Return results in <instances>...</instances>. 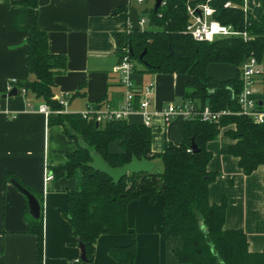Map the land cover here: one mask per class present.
I'll return each mask as SVG.
<instances>
[{
  "label": "trees",
  "instance_id": "obj_1",
  "mask_svg": "<svg viewBox=\"0 0 264 264\" xmlns=\"http://www.w3.org/2000/svg\"><path fill=\"white\" fill-rule=\"evenodd\" d=\"M129 9H136L145 16L147 23L140 29L115 32L119 45L129 48L135 72L151 74H176L187 76L181 95L182 102L191 101L197 107L209 106L213 110L228 109L218 122L199 118L183 120L180 143L165 139L161 151L152 148L151 127L143 123H130L126 119L96 122L82 118L78 112H52L50 125H60L71 139L81 140L77 148L67 152L63 162L49 166L54 179L71 178L78 169L82 180L76 189L67 191V219L76 245L83 243L86 260L81 258L71 264H94L96 244L103 234H128L132 241L124 246L109 249V255L118 264H134L137 239L128 224V205L146 196L150 203L162 197V223L159 230L164 240L178 237L182 248L175 251L180 263L187 264H264V250L252 252L243 229L225 228L227 198L221 202L210 201L209 187L218 173L211 172L208 164L213 153L208 143L221 133L233 140L223 146V154L232 155L244 174L250 175L264 165V122L236 114L240 110L238 94L242 90L241 68L250 56L264 64V0L260 13L253 16L245 9V0H162L155 9L156 0H143L141 10L137 0H131ZM230 2L229 6L226 3ZM30 9V29L27 38V77L12 84L19 94H33L60 110L64 105L56 94L55 76L65 71L66 56L52 53L48 34L39 26V0L8 2ZM209 3L215 10L213 17L220 23L231 25L237 31H246L250 37H219L213 41H198L187 32L191 22L188 6ZM117 11V10H116ZM144 52L143 56L141 54ZM120 55L122 53L120 52ZM211 63L236 66L234 77L217 79L208 73ZM259 101L264 111V74L258 79ZM82 88L84 85L81 86ZM68 98V95H66ZM104 100L97 102L101 107ZM119 142L120 150L111 152L109 146ZM200 149L193 152L192 143ZM96 151L112 166H123L133 157L161 160L162 171L150 173L129 172L115 182L108 175L89 166L91 152ZM6 179L18 181L39 200L41 212L38 218L28 213V231L37 241L38 261L43 258V194L34 192L13 173ZM264 209V205H263Z\"/></svg>",
  "mask_w": 264,
  "mask_h": 264
},
{
  "label": "crops",
  "instance_id": "obj_2",
  "mask_svg": "<svg viewBox=\"0 0 264 264\" xmlns=\"http://www.w3.org/2000/svg\"><path fill=\"white\" fill-rule=\"evenodd\" d=\"M17 1L21 0H0V264H71L80 259L81 251L63 213L67 208V191L78 187L82 172L78 169L71 178L60 177L49 183L46 174L50 164L63 162L67 152L82 141L69 138L60 125H50L48 116L38 111L43 101L33 94L18 92L16 96L2 97L10 80L27 77L30 9L8 3ZM131 4V0H39V26L48 34L49 49L67 59L65 71L55 76L57 96L68 95L67 112H81L101 100L112 103L123 100L124 87L116 71L122 46L114 33L132 29ZM137 4L144 6L142 2ZM245 9L257 16L261 0H245ZM214 64L224 70L211 75L209 68ZM236 72V66L231 64L208 66L209 75L217 79L234 77ZM134 78L139 86L154 81L149 108L155 112L168 103H181L188 79L184 75L147 72H135ZM178 97L180 101H176ZM128 121L142 123V116L132 115ZM182 123L181 118L167 123L160 114L155 115L151 125L153 150L161 151L165 139L180 143ZM231 143L233 140L221 133L207 145L213 153L208 169L218 173L209 187L210 201L219 203L226 196L225 228L243 229L249 249L263 251L264 165L250 175L244 174L237 158L221 152L223 146ZM109 149L119 151V142L111 143ZM8 173L43 194L41 263L36 237L28 231L27 196L12 179H6ZM162 210L161 196L155 203H150L146 196L129 203L128 224L137 239L134 264H187L180 263L175 256V251L182 248V240L178 237L164 240L159 234ZM131 241L128 234L101 235L94 264H118L109 255V249Z\"/></svg>",
  "mask_w": 264,
  "mask_h": 264
},
{
  "label": "built area",
  "instance_id": "obj_3",
  "mask_svg": "<svg viewBox=\"0 0 264 264\" xmlns=\"http://www.w3.org/2000/svg\"><path fill=\"white\" fill-rule=\"evenodd\" d=\"M137 1L143 2V0ZM229 5L230 2H227L226 6ZM188 12L191 22L187 27V32L195 40L213 41L219 37L229 36H242L244 40L250 39L246 31H237L231 25L222 24L215 19L213 17L215 10L209 3H200L196 7L188 6ZM146 23V17L139 16L140 28H143ZM121 53L122 55H120L116 71L120 74V81L124 87L123 100L117 103L105 102L101 107H97L94 104L90 105L85 110L78 112L82 118L100 124L107 120H128L130 116L139 114L142 116V123L147 127H151L153 117L157 114H160L165 122L168 123L176 118H181L182 120L199 118L204 121L218 122L222 116L233 113L228 109L213 110L209 106L199 108L191 101L178 104L168 103L160 112L150 110V98L155 91L154 81L139 86L134 78L135 68L134 62L130 59L129 48L123 47ZM263 74L264 64L260 63L254 56L247 58L241 68L243 87L238 94L240 110L235 112L236 114L249 116L258 123L264 122V111L260 109L259 92L257 91L258 79ZM15 82L16 79L10 80L7 88L8 91L13 88L12 84ZM59 98L60 102L64 105L63 109L52 110L49 105L43 103L39 106L38 111L47 116L52 112H67L68 98L66 94H61ZM29 107L31 108L30 104ZM53 179L54 174L50 170L47 171L46 182L49 183Z\"/></svg>",
  "mask_w": 264,
  "mask_h": 264
},
{
  "label": "water",
  "instance_id": "obj_4",
  "mask_svg": "<svg viewBox=\"0 0 264 264\" xmlns=\"http://www.w3.org/2000/svg\"><path fill=\"white\" fill-rule=\"evenodd\" d=\"M162 0H156L155 9L157 10L159 5L161 4ZM130 20L132 23L133 29H140L139 24V14L136 9L131 10L130 12ZM144 52L141 54V57L143 56ZM18 95V89L16 87L12 88L8 92L2 95L3 98L10 97V96H16ZM259 104L262 105L263 101L260 100ZM99 124L96 123V126ZM191 149L193 152H198L200 149L197 147V145L193 142L191 145ZM89 166L93 169L100 171L106 175H108L110 178H112L115 182L120 181L124 176H126L129 172L132 173H150L152 172L156 167V162L148 160L146 158L138 159L136 157H133L132 160L123 166H116L112 167L110 166L106 160L99 155L96 151L91 152V162L89 163ZM13 183L15 186L27 196L28 199V206H29V213L31 216L38 218L40 216L41 212V205L38 200V198L31 193L29 190H27L23 185H21L18 181L13 180ZM81 255L80 258L82 260H86V250L83 243L79 242L78 244Z\"/></svg>",
  "mask_w": 264,
  "mask_h": 264
},
{
  "label": "rangeland",
  "instance_id": "obj_5",
  "mask_svg": "<svg viewBox=\"0 0 264 264\" xmlns=\"http://www.w3.org/2000/svg\"><path fill=\"white\" fill-rule=\"evenodd\" d=\"M143 5H145V4H143ZM136 7H137L139 10H141L142 5L136 3ZM144 27H145V26H144ZM221 70H224V68L220 67V66L217 65V64H214V65H212V66L209 68V72H210L211 75L219 74V73L221 72ZM231 70H232V69H231ZM257 91H258V92H261L260 87L257 88ZM176 101H180V98L178 97ZM162 169H163V164H162V161L159 159V160L156 161V167H155V170H156V171H162Z\"/></svg>",
  "mask_w": 264,
  "mask_h": 264
}]
</instances>
